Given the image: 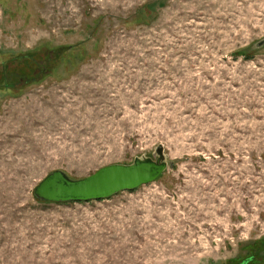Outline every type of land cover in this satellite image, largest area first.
I'll return each mask as SVG.
<instances>
[{
    "label": "rangeland",
    "instance_id": "rangeland-1",
    "mask_svg": "<svg viewBox=\"0 0 264 264\" xmlns=\"http://www.w3.org/2000/svg\"><path fill=\"white\" fill-rule=\"evenodd\" d=\"M262 39L264 0H0V264H264ZM160 146L136 189L34 195Z\"/></svg>",
    "mask_w": 264,
    "mask_h": 264
},
{
    "label": "water",
    "instance_id": "water-1",
    "mask_svg": "<svg viewBox=\"0 0 264 264\" xmlns=\"http://www.w3.org/2000/svg\"><path fill=\"white\" fill-rule=\"evenodd\" d=\"M264 39L257 43L263 46ZM156 157L138 156L132 163H113L83 178L74 179L63 170L49 173L34 188L37 199L51 202L100 200L120 191L133 190L157 180L168 168L162 146Z\"/></svg>",
    "mask_w": 264,
    "mask_h": 264
},
{
    "label": "trees",
    "instance_id": "trees-1",
    "mask_svg": "<svg viewBox=\"0 0 264 264\" xmlns=\"http://www.w3.org/2000/svg\"><path fill=\"white\" fill-rule=\"evenodd\" d=\"M59 51H60V49H55V50L50 51V52H59ZM248 261H251V260L246 259V261H244L242 264H248Z\"/></svg>",
    "mask_w": 264,
    "mask_h": 264
}]
</instances>
